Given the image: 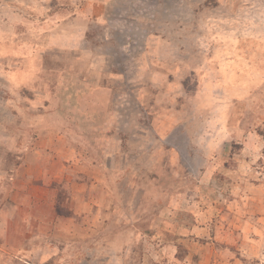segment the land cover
Returning <instances> with one entry per match:
<instances>
[{
  "label": "rangeland",
  "instance_id": "obj_1",
  "mask_svg": "<svg viewBox=\"0 0 264 264\" xmlns=\"http://www.w3.org/2000/svg\"><path fill=\"white\" fill-rule=\"evenodd\" d=\"M0 0V264H264V0Z\"/></svg>",
  "mask_w": 264,
  "mask_h": 264
},
{
  "label": "crops",
  "instance_id": "obj_2",
  "mask_svg": "<svg viewBox=\"0 0 264 264\" xmlns=\"http://www.w3.org/2000/svg\"><path fill=\"white\" fill-rule=\"evenodd\" d=\"M8 4L12 2V0H7ZM16 2L23 5V7L26 8L27 12L23 9L24 13L31 16H39L42 15V13H46V7H47V0H16Z\"/></svg>",
  "mask_w": 264,
  "mask_h": 264
}]
</instances>
